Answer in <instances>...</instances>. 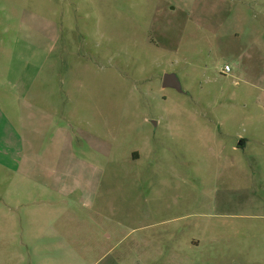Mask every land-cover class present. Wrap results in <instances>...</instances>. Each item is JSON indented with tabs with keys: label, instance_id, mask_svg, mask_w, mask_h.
<instances>
[{
	"label": "rangeland",
	"instance_id": "rangeland-1",
	"mask_svg": "<svg viewBox=\"0 0 264 264\" xmlns=\"http://www.w3.org/2000/svg\"><path fill=\"white\" fill-rule=\"evenodd\" d=\"M14 67L42 72L21 121L0 105L25 147L21 181L0 168V264L258 262L264 0H0Z\"/></svg>",
	"mask_w": 264,
	"mask_h": 264
},
{
	"label": "crops",
	"instance_id": "crops-1",
	"mask_svg": "<svg viewBox=\"0 0 264 264\" xmlns=\"http://www.w3.org/2000/svg\"><path fill=\"white\" fill-rule=\"evenodd\" d=\"M54 45V41H51V46ZM51 46L49 49L51 51ZM48 49V50H49ZM20 55V54H19ZM15 59L18 58V54L15 55ZM42 70L38 69L35 71V74L30 75L31 78H28L26 71L22 68H9L7 71H3V74L0 73V105L4 107H12L15 108V115L19 114V121L22 119V112L24 109L28 111L32 109H36L38 107V99H35V92L33 91L35 83L38 81V78L41 74ZM32 92L33 97H30V93ZM10 93V98L7 96V93ZM50 106V103H48ZM1 108V107H0ZM50 111V110H49ZM45 118H52V116L47 112H43ZM34 137V136H33ZM0 141L3 143V146L0 145V168L2 170H8L14 173L17 176V180L21 181V172L20 169H23V166H19L17 162L23 158V154L25 153V147H23V138L18 133L17 129L10 125L9 117L5 112L0 109ZM244 145V144H243ZM31 152V149L29 150ZM32 154L34 151L32 150ZM133 157L138 158V155L132 154ZM6 159H9L11 163L16 162V164L8 163ZM86 166V164H85ZM31 168V167H30ZM35 169L36 167H32ZM48 168V167H44ZM70 170V168H68ZM50 171V170H49ZM52 174L55 173V170L51 171ZM32 173V172H28ZM34 177V176H32ZM50 182L53 181V177L51 174L47 173L46 176ZM35 178V177H34ZM60 183L65 185V182L60 179ZM77 187H74L76 189ZM52 189V186H51ZM72 191V188H69V192ZM59 192V191H58ZM61 193V192H59ZM70 194V193H69ZM69 194H63V197H67ZM261 235L264 236V232L260 231ZM160 255L162 253V246L158 248ZM247 258V256H245ZM257 260L256 264H264V245L259 246V251L257 252ZM222 264L221 262H219ZM241 263V262H240ZM155 264V263H149ZM245 264V263H244Z\"/></svg>",
	"mask_w": 264,
	"mask_h": 264
},
{
	"label": "water",
	"instance_id": "water-1",
	"mask_svg": "<svg viewBox=\"0 0 264 264\" xmlns=\"http://www.w3.org/2000/svg\"><path fill=\"white\" fill-rule=\"evenodd\" d=\"M162 88H172L177 92H182L180 83L175 74H165L162 80ZM238 147H243V142L241 141L238 144Z\"/></svg>",
	"mask_w": 264,
	"mask_h": 264
},
{
	"label": "built area",
	"instance_id": "built-area-1",
	"mask_svg": "<svg viewBox=\"0 0 264 264\" xmlns=\"http://www.w3.org/2000/svg\"><path fill=\"white\" fill-rule=\"evenodd\" d=\"M225 72H229V67L225 66Z\"/></svg>",
	"mask_w": 264,
	"mask_h": 264
}]
</instances>
